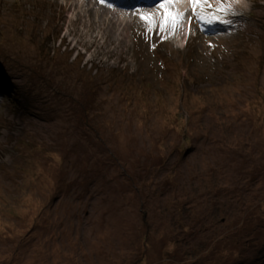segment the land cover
<instances>
[{
	"label": "rangeland",
	"instance_id": "rangeland-1",
	"mask_svg": "<svg viewBox=\"0 0 264 264\" xmlns=\"http://www.w3.org/2000/svg\"><path fill=\"white\" fill-rule=\"evenodd\" d=\"M160 2L1 0L0 264H264V0Z\"/></svg>",
	"mask_w": 264,
	"mask_h": 264
},
{
	"label": "snow or ice",
	"instance_id": "snow-or-ice-1",
	"mask_svg": "<svg viewBox=\"0 0 264 264\" xmlns=\"http://www.w3.org/2000/svg\"><path fill=\"white\" fill-rule=\"evenodd\" d=\"M176 2L177 0H161L160 4L158 5V7L162 10L161 14H143L140 18L150 25V30L151 25H155L157 22H159L161 30H167L169 27H171L174 32L175 28L180 24L185 15L184 13L178 11H172V9L169 7V5H172ZM217 2L219 4L217 12L227 13L231 10V3L226 5L225 3L219 2V0H217ZM191 3L195 16L200 20H204L208 24H212L218 20L224 23L230 22L228 20H223L222 17L216 13L205 11L206 6L209 8L212 7V5L209 3V0H191Z\"/></svg>",
	"mask_w": 264,
	"mask_h": 264
},
{
	"label": "bare ground",
	"instance_id": "bare-ground-1",
	"mask_svg": "<svg viewBox=\"0 0 264 264\" xmlns=\"http://www.w3.org/2000/svg\"><path fill=\"white\" fill-rule=\"evenodd\" d=\"M87 1H90V2H92L93 3V5H94V7H99L98 6V2H96L97 0H87ZM103 1H106V2H111V3H113L114 2V0H103ZM116 1H118V2H122V3H120V4H130V5H135V4H138V3H140V2H145V0H116ZM124 2V3H123ZM187 3H188V1H187ZM186 7V5L185 6H183V8L182 9H184ZM90 12L91 13H93V10H91L90 9ZM105 12V11H104ZM106 12H110V11H107L106 10ZM102 17H104V16H102ZM34 18L35 17H33V20H34ZM107 22L108 23H113V20H108L107 19ZM19 24L20 25H23V24H27L28 25V22H25V20H20V22H19ZM27 28H28V26H27ZM111 28V27H110ZM122 29H127V25H125V26H122ZM138 28L136 27V29L135 30H137ZM139 29H143L141 26H139ZM116 36H118V33L116 32ZM29 40H33V39H29ZM37 41H40L39 39H36ZM16 42V41H15ZM15 45H18V44H15ZM36 48V47H35ZM15 52H16V55L18 54V52H19V50H18V48L15 46ZM36 59H40V55H38L37 57H36ZM34 61V60H33ZM36 64H38V63H36ZM11 68V71H9V76H15V73L13 72L14 70H15V67L14 66H11L10 67ZM4 69V68H3ZM1 71V70H0ZM1 73H3L4 74V72H1ZM5 76V75H4ZM16 77V76H15ZM8 82H9V80H8ZM2 88L0 87V90H1ZM3 89H5V88H3Z\"/></svg>",
	"mask_w": 264,
	"mask_h": 264
},
{
	"label": "trees",
	"instance_id": "trees-1",
	"mask_svg": "<svg viewBox=\"0 0 264 264\" xmlns=\"http://www.w3.org/2000/svg\"><path fill=\"white\" fill-rule=\"evenodd\" d=\"M6 47H10V46H6ZM50 50V49H49ZM5 51H8V48L5 49ZM10 54H15L16 55V52H15V49L13 48V46H11V51L8 52Z\"/></svg>",
	"mask_w": 264,
	"mask_h": 264
},
{
	"label": "flooded vegetation",
	"instance_id": "flooded-vegetation-1",
	"mask_svg": "<svg viewBox=\"0 0 264 264\" xmlns=\"http://www.w3.org/2000/svg\"><path fill=\"white\" fill-rule=\"evenodd\" d=\"M20 26H22V25H20ZM8 39H9V36H8Z\"/></svg>",
	"mask_w": 264,
	"mask_h": 264
},
{
	"label": "clouds",
	"instance_id": "clouds-1",
	"mask_svg": "<svg viewBox=\"0 0 264 264\" xmlns=\"http://www.w3.org/2000/svg\"><path fill=\"white\" fill-rule=\"evenodd\" d=\"M0 3H1V0H0Z\"/></svg>",
	"mask_w": 264,
	"mask_h": 264
}]
</instances>
